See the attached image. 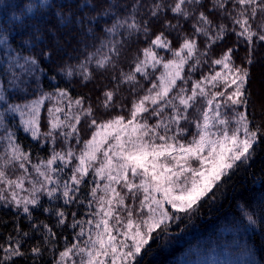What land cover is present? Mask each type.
Returning a JSON list of instances; mask_svg holds the SVG:
<instances>
[{"label":"snow or ice","instance_id":"obj_1","mask_svg":"<svg viewBox=\"0 0 264 264\" xmlns=\"http://www.w3.org/2000/svg\"><path fill=\"white\" fill-rule=\"evenodd\" d=\"M31 11L32 6H27L26 12ZM14 20L21 21L16 28L23 30L22 45L31 44L34 54L23 57L24 65L19 64L20 57L15 58L16 67L27 65L29 78L22 79L21 74L13 71L8 84L14 93L6 94L0 85V127L5 128L12 161H20L19 168L27 172L30 152L22 150L17 132L8 130L7 114L19 115L23 132L38 142V148L44 147L41 136L45 143L50 140L55 144L58 138L66 142L70 137L79 143L77 125L85 131L96 130L91 139L84 141L79 156L70 147L66 151L51 149L46 164L52 173L70 167L69 180L62 185L53 180L49 171H42L36 165L35 171L44 182L39 188L34 183L29 197L18 198L14 188H22L23 180H13L0 171V184L13 189L10 196L0 191L3 207H14L17 216L22 211L28 220V230L17 220L13 225L15 235L9 234L6 242L0 243V264H17L18 260L24 264H41L48 246L58 238L56 229L79 226L76 213L69 212L66 206L83 203L78 195L80 185L87 183L89 169L97 161L95 176L107 183L103 185L104 195L99 197L97 191L101 185L97 183L91 189V195L98 201V211L93 213L98 217L95 232L90 229L81 245L79 237L85 235L81 228L77 242L61 251L60 259L53 264H64L73 250L80 256L79 264H139L150 242L167 234L185 218L191 220L204 199L210 193L214 196V189L223 178L238 166L237 162L249 159L250 150L254 151V145L264 137V0H68L51 4L47 17L23 21L22 16H14ZM118 32L121 36L127 34L123 44L134 37L136 42L147 45L139 50L143 58L137 57L131 71L106 77L111 87L104 84L89 88L93 76L85 71L79 86L96 94V107L90 102L92 96L81 95L74 101L79 110L73 117L74 123L53 116L48 122L51 130L41 133V107L50 98L43 87L52 85L42 84L40 74L44 73L47 81L44 69L55 72L58 62L78 52L81 45L87 47L89 40L115 36ZM6 41L7 36L2 42ZM110 44L111 54L97 61V68L105 72L109 63L115 70L122 55L123 44ZM175 44H179L178 50ZM157 50L170 51L175 57L163 63L165 71L158 78L159 84L153 81L146 94L139 100H131L129 119L121 114L112 116L117 108L124 109L137 92V74L147 79L148 67L155 68L161 63L163 57ZM196 53L204 57L209 74H202L192 84L190 94L180 86L170 96L178 80L187 83L184 65ZM200 64L197 59L190 71H196ZM217 67L221 71H215ZM122 84L132 85L126 96L121 94ZM207 85L216 90L211 91ZM37 92L41 93L37 98L28 99ZM56 93L62 98L68 96L66 88L56 86ZM9 95H14L18 102H10ZM200 98H206L208 109L203 113L202 123L194 121L199 131L186 142L183 134L188 133V128L181 121L189 120L187 112L196 109ZM177 99L178 105L174 102ZM71 103L70 100L69 107ZM221 108L228 114H222ZM166 109L171 113L165 121ZM53 111L63 109H48L50 116ZM208 111L214 112L212 118ZM79 112L83 113V122ZM96 113L111 118L98 123L94 118ZM153 117L160 119L150 125L148 121ZM61 125L71 131H64ZM101 129H111L112 134L101 137ZM74 160L78 163L74 164ZM57 161L64 167L51 168ZM41 192L54 203L44 207L38 195ZM34 210L47 213L48 222H37ZM247 218L255 223L252 215ZM30 240L34 243L26 248Z\"/></svg>","mask_w":264,"mask_h":264},{"label":"trees","instance_id":"obj_2","mask_svg":"<svg viewBox=\"0 0 264 264\" xmlns=\"http://www.w3.org/2000/svg\"><path fill=\"white\" fill-rule=\"evenodd\" d=\"M54 2L63 4L67 3L68 0H0V35L7 36V44L10 49L22 59L25 56L33 55L34 50L31 44L22 45L23 30L16 28V25L21 21H15L14 16H22L23 21H30L42 15L47 17L49 6ZM29 5L32 6L30 13L26 12ZM125 39H127V34L121 36L118 32L115 36H101L98 40H89L87 47L81 45L78 52L64 57L62 63L58 62L59 67H56L55 72L44 69L49 79L45 81L44 73H41V83L51 84L52 87H43V92H55L56 86L61 89L66 88L68 97L71 100H75L81 95L92 96L90 102L95 108L98 103L95 100L96 94L90 93L88 89L79 86L82 74L85 71L92 74L93 80L89 84V88L104 84L111 87L106 77L118 76L121 72L131 71L137 57L143 58L142 52L139 50L147 45L136 42L134 37L128 44H123ZM110 42L123 44L122 55L115 64V70H113V64L109 63L106 65L108 71L105 72L103 69L97 68V61L104 60L107 55L111 54L109 51ZM174 48L179 49V44H175ZM193 59L194 61L199 59L201 64L197 66L196 71H190L186 66L185 75L189 74L195 80H198L202 74H209V66L203 63V56L196 53ZM44 63L47 64L48 61H44ZM157 70H148L149 76L147 79H143L137 74V80L139 81L136 84L137 92L130 97V101L124 109L117 108L115 112H112V116L121 114L125 115L126 119L130 118L131 100H139L146 94L147 88L151 87V83L153 81L157 82ZM53 75L56 76L54 80L50 79ZM21 76L22 79L29 78L26 70L21 73ZM10 78V75L2 77L6 94L15 92L14 89L7 87ZM120 87L121 94L126 96L132 85L122 84ZM40 94L39 92L30 94L28 99H33ZM9 101L18 102L15 101L14 95H9ZM101 111L107 112L104 109H101ZM81 116L83 122V113ZM94 118L98 120V123H102L104 120L110 119L111 116L107 114L100 116L99 113H96ZM78 128H80L79 143L81 144L90 137L94 128H88L87 131L81 125H78ZM40 129L43 132L48 129L46 109L41 114ZM14 132H17L18 142L21 143L22 150L30 152V158L45 159L48 156L50 148L47 143L44 144L43 148H38V142H33L29 135L23 133L22 130L17 128ZM250 151L249 159L238 162V166L229 171L228 175L219 183V187L214 189V196L210 193L209 197L204 199L199 211L192 215L191 220L185 218L182 223L174 224L167 234H161L158 239L150 242V248L139 260V264H180L184 260V256L191 258L196 256L195 252L201 246L202 239H204V242L210 240L207 244V248H209L212 241L216 239L220 242L223 241L220 238L218 239L223 233L228 239L229 234L227 232L230 233V238L237 234L236 239L241 245L238 251L243 257L240 264H264V137L254 145V151ZM41 203L44 207H48L54 202L44 198ZM55 203L60 204L62 201H56ZM126 203H129V201H126ZM66 207L69 212L76 213L75 219L79 221V226L56 229L58 238L54 244L48 246L49 250L45 253L41 264H53L54 260H58L60 258L59 253L72 246L87 218L84 206L74 203ZM248 215H252L255 223L248 220ZM34 217L37 222H48V214L42 213L40 210H34ZM17 220H19L24 230H28V220L22 211L17 216L16 209L5 208L0 201V243H5L9 234L15 235L13 225ZM71 222L72 217L69 216L68 223L71 224ZM32 243L34 241H28L25 247L27 248ZM17 264H24V261L18 260Z\"/></svg>","mask_w":264,"mask_h":264},{"label":"rangeland","instance_id":"obj_3","mask_svg":"<svg viewBox=\"0 0 264 264\" xmlns=\"http://www.w3.org/2000/svg\"><path fill=\"white\" fill-rule=\"evenodd\" d=\"M4 40V37L0 35V85L3 86L2 77L8 76L12 72H16L18 74H21L23 71L26 70L27 65H25L24 68H18L16 67V57L18 56L15 52H13L9 45L6 42H2ZM178 50V49H177ZM160 53V56L163 57V60L160 64H158L155 68H152L151 66L148 67V70L154 71L158 69L157 72V84H159L158 78L161 76V74L165 71L163 68V63L167 62L168 60L175 59L172 52L170 51H161L157 50ZM194 57V55H193ZM193 57L188 60V62L184 65V70L187 66L188 69H190L191 65L195 63ZM19 64L24 65V59L20 57ZM190 65V67H188ZM185 80L187 83H185L184 80H178L177 81V88L173 90L172 93H170V96L175 95L180 86L185 87L189 90L188 94H190V89L192 87V84L197 81L193 78V76L189 74H184ZM215 71H221L220 68H215ZM208 75V74H206ZM199 80V79H198ZM9 89H12L9 85L7 86ZM208 89H211V91H215L216 89H212L211 85H207ZM50 98L46 99L44 104L41 107V114L46 109V116H47V127L48 129L46 131L51 130L48 122L53 119V116H58L60 121H65L68 123H74L73 117L78 114V107L75 104V100H71L68 96L67 97H59V95L55 92H50ZM38 97V96H37ZM35 97V98H37ZM33 98V99H35ZM72 101L71 107H69V101ZM177 105L179 104L178 99L174 101ZM150 106V102H147ZM55 110L56 108L63 109L62 112H55L53 111V115L50 116L48 113V109ZM208 109V106L206 104V98H200V101L196 107V109L190 108L187 112V115L189 117L188 121H181V124L188 128V133L183 134L185 137L186 142L192 140V136L195 135L199 130L196 128L194 121L199 120L201 123L203 122V113ZM221 113L224 115H227V110L225 108H221ZM171 113L170 109H166L163 114V119L166 121ZM80 115H82V112H79ZM208 115L210 118L214 116V112L208 111ZM82 117V116H81ZM129 119V118H128ZM160 119L159 117H153L149 119V124L154 125L157 123V120ZM6 126L8 130L14 131L15 129H20L23 132L22 125L20 124V117L18 114H7L6 116ZM64 131H71L70 128L64 127V125H61ZM78 127V125H77ZM96 129L94 128L93 131ZM216 129L213 128V131ZM41 131V129H40ZM45 131V132H46ZM92 131V132H93ZM91 132V134H92ZM101 137L104 135H110L112 134L111 129H101ZM24 133V132H23ZM43 133V131H41ZM27 134V133H25ZM30 139L33 142H37L36 140L32 139L30 134ZM171 135V133H169ZM100 137H98L99 139ZM88 139H91V135ZM40 143H45V138L41 136ZM49 146V154L45 159H38V158H30V162H26V168L27 172H25L23 169L19 168L20 161H12V149L9 145V142L6 137V131L4 127H0V171H5L9 177L13 180H16L17 178H21L23 180V187L22 188H14L16 195L18 198H24L29 197L32 195V189L33 184L35 183L36 188H39V185L43 181V177H40L38 173L35 171L34 166L39 165L41 167V170H47L49 171V174L52 175L53 180H58L61 185L66 181L69 180L70 177V167L64 168L63 171L52 173L50 169L48 168L46 161L51 157V149L52 147L55 148L56 151L64 150L66 151L67 148H72L75 152L76 156L80 155L81 149L84 148V142L83 143H77L76 139L74 137H70L68 141H63L62 138H58L55 144H52L49 140L47 142ZM61 145L60 147H58ZM100 159L102 160L103 157L101 156ZM73 163H78V160H74ZM238 163V162H237ZM57 166L64 167L63 164H61L60 161H57L55 164L51 166V168H56ZM99 166V161L95 162L94 167ZM94 167L89 169V176L86 177L87 183L81 184V193L78 195L80 196V200L83 201L82 204L78 203V205H82L86 208L85 216H87L85 222L82 224L81 228H83L85 235L79 237V241L82 242L87 239L88 232L91 229L93 232H95L94 224L95 221L98 219L97 216L93 215L96 211H98V201L97 198H94L91 195V189L96 186L97 183L101 185V187L97 191V197L104 195L103 185L107 183L106 180H102L99 177L95 176ZM70 182V181H69ZM51 187V185H48ZM117 190H121L119 185H116ZM0 191H3L5 195L10 196L11 192L13 191L12 188H6L4 185L0 184ZM126 191V190H123ZM40 196V199H46L48 200L47 196L44 195L42 192L38 193ZM85 199V200H84ZM89 201H91V204H89ZM2 202V201H1ZM3 203V202H2ZM31 207V206H30ZM170 207V206H168ZM14 208V207H12ZM15 209V208H14ZM92 220L93 223L89 224L88 221ZM114 223V221H112ZM80 228V230H81ZM80 232V231H79ZM226 239V235H223L221 237H218V239H222L223 241L220 242L217 239L211 242V245L209 248H207V244L210 242H204V239H202L201 246L196 250L194 258L184 256V260L180 262V264H240L242 260V255L238 251L241 248V245L236 239V235L232 238ZM228 236V235H227ZM78 236L76 237L74 243L77 242ZM227 240V241H226ZM71 248V247H70ZM60 259V258H59ZM58 259V260H59ZM80 256L73 250L72 253L69 254L68 257L65 258L64 264H79Z\"/></svg>","mask_w":264,"mask_h":264}]
</instances>
